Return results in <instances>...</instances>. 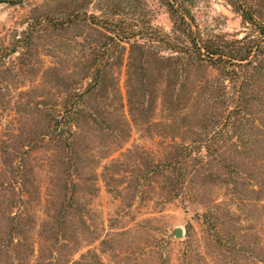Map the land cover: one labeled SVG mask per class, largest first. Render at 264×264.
I'll return each instance as SVG.
<instances>
[{
	"label": "rangeland",
	"instance_id": "rangeland-1",
	"mask_svg": "<svg viewBox=\"0 0 264 264\" xmlns=\"http://www.w3.org/2000/svg\"><path fill=\"white\" fill-rule=\"evenodd\" d=\"M12 1L0 5V48L32 26L53 30L52 21L70 12L78 19L67 31L56 29L52 45V39L37 38L32 56L5 60L14 72L0 83V206L15 204L13 211L20 208L24 218L21 226L16 220L0 227V243L8 246L0 264H236L242 254L236 249L247 243L249 259L239 264H264V201L257 208L254 202H230L236 212L230 220L225 203L219 245L197 218L195 211L204 209L193 193L171 199L169 167L163 175L153 173L177 154L169 145L189 144V130L201 129L183 115L175 122L169 110V62L161 59L171 55L167 35L174 23L166 3ZM182 1L204 38L252 34L231 0ZM244 2L264 17V0ZM119 35L130 39L119 42ZM136 42L152 50L155 91L145 99L149 113L132 122L126 79L130 44ZM50 66L56 70L45 75ZM93 68L101 71L96 84ZM215 192L220 201L224 188ZM189 224L193 246L185 243ZM178 227L184 230L181 239L173 236ZM124 230L131 232L116 238L114 250L100 243Z\"/></svg>",
	"mask_w": 264,
	"mask_h": 264
},
{
	"label": "trees",
	"instance_id": "trees-1",
	"mask_svg": "<svg viewBox=\"0 0 264 264\" xmlns=\"http://www.w3.org/2000/svg\"><path fill=\"white\" fill-rule=\"evenodd\" d=\"M163 1L174 23L173 32L167 35L171 55L161 59L169 62L165 68L166 73L169 70V110L174 113L175 122L183 115L189 125L198 123L201 129L189 130L194 133L189 144L169 145L177 154L169 157V163L158 165L153 173L163 175L169 167L171 199L180 197L185 191L193 193L194 203L204 209L203 212L195 211L197 218L202 219L204 231L214 235L220 245L224 204L230 220L236 216V212L229 209L230 202L238 205L254 202L252 204L257 208V204L264 201V17L258 16L243 0H231L245 25L252 27V34L233 40L222 36L204 38L199 28L193 25L192 12L182 0ZM5 3L14 2L0 0V5ZM74 19H78L76 14L70 12L67 19L52 21L53 30H35L32 26L22 34L14 35L8 45L0 48V83L3 84L7 75L14 72L6 67L8 57L15 54L32 56L37 38L52 39V45L56 41V29L67 31ZM117 39L124 42L130 38L119 35ZM151 51L138 42L130 44L126 82L132 122L150 111L145 106V99H152L155 91L151 84ZM55 70V66H50L45 69V75ZM100 77V69L93 68L91 79L95 84ZM65 89L66 93L70 92L69 86ZM219 186L225 190L220 201L214 196ZM15 208L11 203L4 208L0 206L1 228L15 225L16 220L20 222L19 226L22 225L24 215L20 208L19 212H14ZM193 231L189 224L187 245L193 246ZM129 232H118L100 243L114 250L116 238ZM163 241L168 244L172 240ZM241 245V249H236L242 252L241 258H236V264L241 259H249L245 254L249 251V243ZM5 247L8 248L7 244L0 243V253ZM250 256L255 258L253 254ZM72 264L80 262L73 261ZM98 264L108 263L100 260Z\"/></svg>",
	"mask_w": 264,
	"mask_h": 264
},
{
	"label": "water",
	"instance_id": "water-1",
	"mask_svg": "<svg viewBox=\"0 0 264 264\" xmlns=\"http://www.w3.org/2000/svg\"><path fill=\"white\" fill-rule=\"evenodd\" d=\"M173 236H175L176 238H179V239L183 238L184 237L183 228H181V227L175 228L173 230Z\"/></svg>",
	"mask_w": 264,
	"mask_h": 264
}]
</instances>
